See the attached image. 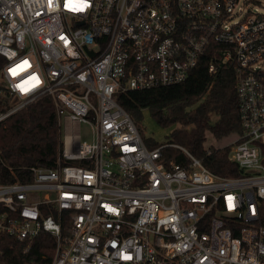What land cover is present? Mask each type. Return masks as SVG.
Returning a JSON list of instances; mask_svg holds the SVG:
<instances>
[{
    "label": "built area",
    "instance_id": "2783aa9c",
    "mask_svg": "<svg viewBox=\"0 0 264 264\" xmlns=\"http://www.w3.org/2000/svg\"><path fill=\"white\" fill-rule=\"evenodd\" d=\"M85 2L0 0V125L49 97L59 125L93 135L64 142L54 169L29 168L31 182L0 184V244L50 233L51 264H264V0ZM212 43L237 80V177L178 145L149 149L117 102L183 83ZM168 146L189 163L167 166Z\"/></svg>",
    "mask_w": 264,
    "mask_h": 264
},
{
    "label": "trees",
    "instance_id": "16d2710c",
    "mask_svg": "<svg viewBox=\"0 0 264 264\" xmlns=\"http://www.w3.org/2000/svg\"><path fill=\"white\" fill-rule=\"evenodd\" d=\"M222 45L212 43L199 66L183 83L118 94V104L137 123L148 110L163 127H174L166 144L185 148L212 173L222 177L240 175L230 161V147H206L209 136L216 141L242 133L235 70L223 62ZM214 65V73L209 72ZM138 127V125H137ZM139 132L140 128L138 127ZM149 149L163 144L144 139ZM64 149L55 106L43 97L0 125V184L31 182V167L54 169ZM165 164L185 166L188 157L179 149H163ZM68 164V162H63ZM4 209L0 205V213ZM53 210H45L47 216ZM65 232L68 221L64 216ZM0 264H51L56 240L47 232L23 240L4 237Z\"/></svg>",
    "mask_w": 264,
    "mask_h": 264
},
{
    "label": "rangeland",
    "instance_id": "374dc122",
    "mask_svg": "<svg viewBox=\"0 0 264 264\" xmlns=\"http://www.w3.org/2000/svg\"><path fill=\"white\" fill-rule=\"evenodd\" d=\"M261 13H264V6L261 8ZM140 128L141 135L143 139H151L158 144L165 145L170 137V134L174 127H163L159 125L150 115L148 110L143 111V116L137 123ZM60 131L62 141L69 143L70 137L80 138L82 141L91 142L92 141V129L90 125L83 123H72L65 119L64 117L60 120ZM238 138V135H232L223 140L216 141L212 136H209L206 147L214 146L216 148H222L229 146L231 149V144Z\"/></svg>",
    "mask_w": 264,
    "mask_h": 264
},
{
    "label": "snow or ice",
    "instance_id": "6c2138e0",
    "mask_svg": "<svg viewBox=\"0 0 264 264\" xmlns=\"http://www.w3.org/2000/svg\"><path fill=\"white\" fill-rule=\"evenodd\" d=\"M79 2H80V3H84L85 0H79ZM79 10H82V9H79ZM24 64L27 65L28 62H27V61H24ZM17 68H18V69H23V66H22V65H18ZM11 73H12V75L15 76V75L17 74V69H11ZM31 79H35V77H32ZM24 83H26V81H25ZM17 87H21V85H18ZM21 90H22V91H27V89H25V88H23V87H21Z\"/></svg>",
    "mask_w": 264,
    "mask_h": 264
},
{
    "label": "clouds",
    "instance_id": "9594fccd",
    "mask_svg": "<svg viewBox=\"0 0 264 264\" xmlns=\"http://www.w3.org/2000/svg\"><path fill=\"white\" fill-rule=\"evenodd\" d=\"M88 3L87 2H84V3H80L77 7H76V10L79 11V9H86L88 7ZM20 71H23V69H19ZM29 82L26 81L25 85H27ZM21 87H24V85H21Z\"/></svg>",
    "mask_w": 264,
    "mask_h": 264
}]
</instances>
